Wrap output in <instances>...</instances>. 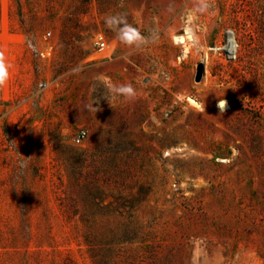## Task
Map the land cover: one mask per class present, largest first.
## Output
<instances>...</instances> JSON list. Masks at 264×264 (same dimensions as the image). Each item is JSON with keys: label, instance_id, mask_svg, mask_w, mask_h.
Masks as SVG:
<instances>
[{"label": "rangeland", "instance_id": "obj_1", "mask_svg": "<svg viewBox=\"0 0 264 264\" xmlns=\"http://www.w3.org/2000/svg\"><path fill=\"white\" fill-rule=\"evenodd\" d=\"M0 62V264H264V0H0Z\"/></svg>", "mask_w": 264, "mask_h": 264}, {"label": "clouds", "instance_id": "obj_2", "mask_svg": "<svg viewBox=\"0 0 264 264\" xmlns=\"http://www.w3.org/2000/svg\"><path fill=\"white\" fill-rule=\"evenodd\" d=\"M121 38L126 39V37L124 36H122ZM7 78H8V72H7L6 66L2 62H0V85L5 84L7 81ZM109 87L112 88V90L116 92L117 94H120L127 98H133L135 96V91L131 84H125V85H119V86L110 85ZM218 107L224 110L225 101L221 102L218 105Z\"/></svg>", "mask_w": 264, "mask_h": 264}, {"label": "built area", "instance_id": "obj_3", "mask_svg": "<svg viewBox=\"0 0 264 264\" xmlns=\"http://www.w3.org/2000/svg\"><path fill=\"white\" fill-rule=\"evenodd\" d=\"M47 35H50V33L47 32ZM94 46L100 51L107 50L108 42L106 40L105 34L102 31H98L95 33ZM86 135H87L86 129L84 128L79 129L74 138L75 142L82 141L86 137Z\"/></svg>", "mask_w": 264, "mask_h": 264}, {"label": "water", "instance_id": "obj_4", "mask_svg": "<svg viewBox=\"0 0 264 264\" xmlns=\"http://www.w3.org/2000/svg\"><path fill=\"white\" fill-rule=\"evenodd\" d=\"M227 40H228V48H229V50H226V51L231 53L230 49H233V46H234L233 40H232V36L230 35L229 38L227 37ZM203 71H204V67H203V64L200 62L197 65V70H196V75H195V80L196 81H199L202 78Z\"/></svg>", "mask_w": 264, "mask_h": 264}, {"label": "bare ground", "instance_id": "obj_5", "mask_svg": "<svg viewBox=\"0 0 264 264\" xmlns=\"http://www.w3.org/2000/svg\"><path fill=\"white\" fill-rule=\"evenodd\" d=\"M179 40H180V42H185V37L184 36H180L179 37ZM227 49H229L228 48V44H227V47H226ZM229 53V52H228ZM222 102H224V101H222Z\"/></svg>", "mask_w": 264, "mask_h": 264}]
</instances>
